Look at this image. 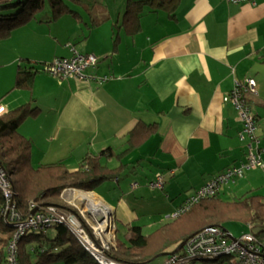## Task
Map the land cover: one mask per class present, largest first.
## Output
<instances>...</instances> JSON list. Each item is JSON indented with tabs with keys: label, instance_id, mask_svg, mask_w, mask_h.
I'll return each mask as SVG.
<instances>
[{
	"label": "crops",
	"instance_id": "1",
	"mask_svg": "<svg viewBox=\"0 0 264 264\" xmlns=\"http://www.w3.org/2000/svg\"><path fill=\"white\" fill-rule=\"evenodd\" d=\"M94 9L87 8V20L78 12L79 19L64 16L54 22L31 21L2 41L6 56H0V67L6 65L9 70L2 76L0 110L12 111L34 98L40 114L19 128L32 142L34 167L62 162L76 170L87 155L106 149L116 155L125 152L119 159H101L110 169L125 165L118 178L85 192L108 208L114 224L124 230L140 226L145 215L138 204L149 201L147 194L164 191L166 179L171 178L172 193L163 201L150 199L162 205L156 210L163 215L161 222H152L153 217H160L147 213L146 227L151 232L197 189L245 161V146L239 140L241 122L232 104L224 102L236 82L254 80L257 94L247 93L245 98L257 127L264 122V0L255 5L179 0L174 17L145 8L140 31L133 35L121 28L125 7H118L116 13L106 8L97 16L92 14ZM71 48L95 55L99 59L96 67L85 74L105 77V81L62 79L42 71L44 64L56 58H69ZM24 60L38 70L31 93L11 90L17 66ZM260 92L263 98L258 99ZM137 123L156 126L144 144L127 152L128 133ZM130 168L133 175L125 183L121 175ZM140 171L151 173L147 191L134 180ZM158 177L163 188H150L149 183ZM70 190L79 191L64 190L62 202L88 210L86 200L70 202ZM132 192H138L140 202Z\"/></svg>",
	"mask_w": 264,
	"mask_h": 264
},
{
	"label": "trees",
	"instance_id": "2",
	"mask_svg": "<svg viewBox=\"0 0 264 264\" xmlns=\"http://www.w3.org/2000/svg\"><path fill=\"white\" fill-rule=\"evenodd\" d=\"M178 1L127 0L121 28L128 35L139 32L141 13L145 8L164 11L174 17ZM67 3V0H0V42L7 40L16 29L34 21L46 4L50 10L49 17L46 16L43 21L54 22L64 16L79 19V13ZM37 73L35 64L24 60L17 66L11 90H26L31 93ZM33 103L34 98H30L28 103L12 111L0 113V164L10 178L14 191L13 201L24 219L34 208L48 205L78 215L76 209L62 202L61 193L66 189L92 192L103 182L117 179L125 165L110 169L101 163V159H119L125 152L116 155L112 149H106L97 155H87L76 170H69L62 162L34 167L31 164L32 142L19 132V128L28 118H36L40 114V110ZM247 104L252 112L248 101ZM253 118L257 126L254 114ZM155 126L137 123L128 133L127 152L144 144ZM245 142L247 143L242 142L244 146ZM259 144L257 150L261 157L264 149ZM3 208L4 200L0 194V234L4 235V239H0V264H6V248L14 233V228L4 221ZM230 220L243 221L250 228L260 227L252 235L264 243V198L247 193L236 201L227 202L220 198L219 192L212 198L198 202L178 217L166 220L149 233L144 234L140 226H128L123 238L119 239L116 229L115 247L110 249L107 256L123 264H153L160 255L174 252L181 243L204 227H220L223 222ZM50 230L53 231L52 236L48 234ZM166 257L163 256V259ZM201 260L210 262L220 259ZM194 261L196 260L191 259L182 264H193ZM55 263L98 264L64 225L27 232L17 242L16 264Z\"/></svg>",
	"mask_w": 264,
	"mask_h": 264
},
{
	"label": "built area",
	"instance_id": "3",
	"mask_svg": "<svg viewBox=\"0 0 264 264\" xmlns=\"http://www.w3.org/2000/svg\"><path fill=\"white\" fill-rule=\"evenodd\" d=\"M223 1L232 5H255L258 0ZM98 61L99 59L93 54H81L71 48L69 58H56L52 62L44 64L42 71L56 78L82 79L86 82L94 80L102 83L105 81V77L97 78L85 74L88 69L95 68ZM247 93L250 95L257 94L256 84L252 79H246L244 83L236 82L233 90L224 98V102L232 104L242 125L239 138L242 142L247 141V143L245 142V162L238 166H231L224 172L217 174L188 196L175 214L165 216V220L176 218L198 202L216 196L222 186L242 177L245 171L263 167L260 153L257 150L256 122L245 98ZM163 186L161 177L149 183V187L152 189H162ZM0 194L4 200L2 210L4 221L14 228V233L6 248V264H16V244L27 232L43 230L55 225L67 227L83 250L98 264H123L107 256L110 249L115 247L116 227L111 212L108 211L109 221L107 222L103 209L94 214L89 213L85 207L79 210L73 204V208L78 213L76 215L48 205L37 208L33 215L24 219L13 201L14 191L10 178L1 164ZM220 258H230L229 264H264V243L258 241L252 233L230 240L228 233L222 227L207 226L188 238L183 248L177 253L167 256L162 264H182L191 259L197 261Z\"/></svg>",
	"mask_w": 264,
	"mask_h": 264
},
{
	"label": "rangeland",
	"instance_id": "4",
	"mask_svg": "<svg viewBox=\"0 0 264 264\" xmlns=\"http://www.w3.org/2000/svg\"><path fill=\"white\" fill-rule=\"evenodd\" d=\"M68 1V6L71 7L73 10L80 12L82 14V18L87 20L88 19V15L85 13L88 7H95V9L92 11L93 16H97L101 13H105L106 12V8H111L110 11L111 12H117V8L118 7H125L126 6V2L127 0H67ZM132 1H137V0H132ZM49 8L47 6V4L45 5V8L42 10V12L38 13L36 15V19L34 21H40L43 18H45L46 16L49 17ZM122 17L124 14V9L121 12ZM1 45H6L5 42H0V56L5 57L6 54V46L1 47ZM9 68L6 65H2V67H0V88H2V83H3V75L8 72ZM3 76V77H2ZM261 97H256L258 99L263 98L262 92H260ZM256 138H257V142L261 143V145H264V122L261 120L260 124L256 130ZM262 160V164L263 167L262 168H255V169H251L248 171H245L243 176L240 178H236L233 182H229L227 185H224L221 187L220 189V198L223 201H236L239 198H241L243 195L247 194V193H251V194H257L259 196H262L264 198V153L262 154L261 157ZM130 162V161H128ZM125 161V163H128ZM111 164V163H110ZM110 166V165H109ZM131 166V165H129ZM133 168H130L129 170H126L124 173H122L121 175V180L125 183H128L131 178L133 173L132 172ZM151 174L148 171H140L139 174L134 175L136 181H138L139 185L141 186V189L146 190V183L148 182V175ZM165 174V173H164ZM165 181V180H164ZM171 178H167L166 179V184H165V190H161L158 191L156 190L154 192V196L147 194L145 196L146 200H149L147 203L146 202H142L139 203L137 207H141L139 208V210H142V212H144L145 217L143 218L144 220L141 221L139 223L140 227H142V231L144 234H146L148 231L147 229V224L149 222V214L154 215V216H158L160 217L159 220H154L155 217H153L152 222H161V217L163 216L162 214L159 216L157 215V206L159 208L162 207L161 204L156 205V203H154L153 201H151L152 199H154V197H159L162 198L160 199V201L164 200V197H166V194L169 195L170 193H172L170 190V185H171ZM110 184H112V182H108ZM114 187H116L114 185ZM129 189V188H128ZM139 189V190H141ZM101 190V189H100ZM127 190V189H126ZM128 192V190H127ZM130 194H133V198L135 199H139L140 195L138 194V192H132ZM182 194V193H181ZM151 199V200H150ZM177 199H175L176 201ZM134 205H136L138 202L141 201V199L138 200V202H134L133 200H131ZM179 201V199L177 200ZM176 201V202H177ZM167 203V202H166ZM77 204V203H76ZM75 204V205H76ZM167 205V204H166ZM76 207L80 210L81 207L77 206ZM75 209V208H74ZM87 210V209H86ZM164 219V218H163ZM116 224V223H115ZM116 228H117V234L116 236L119 239L123 238V235L125 233L124 227L122 225L116 224ZM220 227H222L224 230H226V232L231 235L234 239L240 238L242 235H247L250 233H253L257 230L260 229V227L257 226H253V227H249V225L243 221H237V220H230V221H225L223 222V225H221ZM48 234L50 236L53 235V231L50 230L48 231ZM115 239V237H114ZM163 257H158L156 260H154L153 264H162L163 263ZM230 258H220V260L217 261H202V260H197L194 261L193 264H229L230 262ZM55 264H63V263H55Z\"/></svg>",
	"mask_w": 264,
	"mask_h": 264
},
{
	"label": "bare ground",
	"instance_id": "5",
	"mask_svg": "<svg viewBox=\"0 0 264 264\" xmlns=\"http://www.w3.org/2000/svg\"><path fill=\"white\" fill-rule=\"evenodd\" d=\"M67 196L69 197L70 202H73L75 199L86 200V202L88 204V212L89 213L95 214L96 209H98L97 212L100 209H103L104 216H106L107 222L109 221L108 210H107L108 208H104V206L102 204L98 205L97 203H95V201L93 199V194L85 193L83 191L70 190L67 192ZM82 209H84V207Z\"/></svg>",
	"mask_w": 264,
	"mask_h": 264
},
{
	"label": "water",
	"instance_id": "6",
	"mask_svg": "<svg viewBox=\"0 0 264 264\" xmlns=\"http://www.w3.org/2000/svg\"><path fill=\"white\" fill-rule=\"evenodd\" d=\"M36 210H37V208L33 209V210L31 211L30 215H33V214L36 212ZM228 238H229L230 240H233V239H234V238H233L231 235H229V234H228ZM184 244H185V242L181 243V244L175 249L174 252H172V253L162 254V255H160L159 257L170 256V255H172V254H174V253L180 251V250L183 248Z\"/></svg>",
	"mask_w": 264,
	"mask_h": 264
}]
</instances>
